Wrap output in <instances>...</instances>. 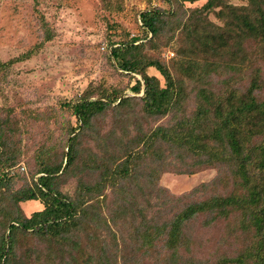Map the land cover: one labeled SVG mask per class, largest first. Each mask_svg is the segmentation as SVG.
Wrapping results in <instances>:
<instances>
[{
    "label": "trees",
    "instance_id": "trees-1",
    "mask_svg": "<svg viewBox=\"0 0 264 264\" xmlns=\"http://www.w3.org/2000/svg\"><path fill=\"white\" fill-rule=\"evenodd\" d=\"M197 1L176 0L175 10L140 13L153 48L170 30L181 29L172 65L146 52L138 36L119 42L111 52L117 67L141 75L133 76V94L87 88L68 104L79 124L68 123L67 150L59 157L55 146L42 148L33 186L12 191L13 176L0 173V264H144L156 254L165 256L163 264H187L182 251H193L196 225L219 223L228 236H251L217 264H264V0H206L181 10L184 2ZM31 53L0 61V75ZM111 109L113 126L103 132L97 120ZM166 116L167 124L145 126ZM18 130L13 115L0 109L4 168L19 162ZM206 168H217L215 178L188 194L159 184L166 171ZM77 172L96 178H80L74 195L63 192L62 177ZM196 193L205 197L190 199ZM28 200L44 207L26 216L20 203ZM22 239H35L25 260L17 252Z\"/></svg>",
    "mask_w": 264,
    "mask_h": 264
},
{
    "label": "rangeland",
    "instance_id": "rangeland-1",
    "mask_svg": "<svg viewBox=\"0 0 264 264\" xmlns=\"http://www.w3.org/2000/svg\"><path fill=\"white\" fill-rule=\"evenodd\" d=\"M168 0H0V61H9L32 50V53L14 61L11 68L0 75V109L2 115L10 113L19 130L15 139L20 143L19 162L12 168L0 164V173L9 172L12 181L9 189L31 185L40 174L38 153L46 146H55L61 157L68 123L78 125L76 116L68 106L91 86L109 87L110 92L132 95V85L141 75L127 73L117 67L111 58L112 48L119 42L138 36L146 42V52L160 55L172 65L177 55L181 29L170 30L159 41V48L148 43L140 19L142 11L161 8L175 10L176 3ZM232 4H247L248 0H227ZM206 0L184 2L181 10L201 7ZM209 18L221 21L210 14ZM52 37L47 39L48 35ZM171 38L168 40L167 36ZM264 77V61L261 62ZM148 73L163 76L155 68ZM219 79V77H216ZM115 90V91H114ZM143 94V91L140 95ZM264 95V89L261 91ZM97 98V97H93ZM115 104H112L114 106ZM116 111H108L97 120V126L106 132L113 126ZM169 116L150 119L145 126L155 127L168 123ZM84 143H86L84 139ZM89 143V142H88ZM93 143H90L92 145ZM87 145V144H85ZM217 168H206L192 174L164 172L159 184L175 195L190 193L195 187L209 182L217 175ZM94 180L95 174L77 172L62 177L61 190L75 194L79 179ZM8 190L6 186L2 191ZM111 203L112 195L107 190ZM204 194H194L190 199H203ZM24 214L30 216L44 205L38 200L20 203ZM108 206L105 211L108 212ZM202 219V218H199ZM196 244L191 253L184 250L187 264H217L223 256H233L250 242L248 233L228 236L224 223L211 228L196 225ZM228 236V237H227ZM200 239L199 244L197 241ZM28 240V239H27ZM21 240L18 257L25 260V253L32 241ZM165 256H147L144 264H163ZM36 264V263H34Z\"/></svg>",
    "mask_w": 264,
    "mask_h": 264
}]
</instances>
